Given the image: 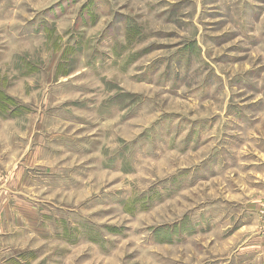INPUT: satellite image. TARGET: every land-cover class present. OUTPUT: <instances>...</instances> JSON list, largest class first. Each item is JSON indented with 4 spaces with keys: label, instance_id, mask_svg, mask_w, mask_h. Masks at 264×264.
<instances>
[{
    "label": "rangeland",
    "instance_id": "374dc122",
    "mask_svg": "<svg viewBox=\"0 0 264 264\" xmlns=\"http://www.w3.org/2000/svg\"><path fill=\"white\" fill-rule=\"evenodd\" d=\"M0 264H264V0H0Z\"/></svg>",
    "mask_w": 264,
    "mask_h": 264
},
{
    "label": "crops",
    "instance_id": "0c3cea01",
    "mask_svg": "<svg viewBox=\"0 0 264 264\" xmlns=\"http://www.w3.org/2000/svg\"><path fill=\"white\" fill-rule=\"evenodd\" d=\"M5 251H8L7 248L3 249V248H0V254H3L5 253Z\"/></svg>",
    "mask_w": 264,
    "mask_h": 264
}]
</instances>
